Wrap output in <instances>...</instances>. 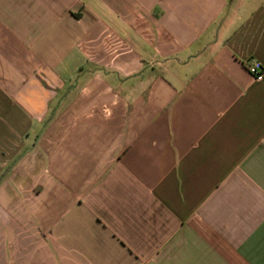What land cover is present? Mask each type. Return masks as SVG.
<instances>
[{
	"label": "crops",
	"instance_id": "obj_1",
	"mask_svg": "<svg viewBox=\"0 0 264 264\" xmlns=\"http://www.w3.org/2000/svg\"><path fill=\"white\" fill-rule=\"evenodd\" d=\"M0 264H264V0H0Z\"/></svg>",
	"mask_w": 264,
	"mask_h": 264
},
{
	"label": "built area",
	"instance_id": "obj_2",
	"mask_svg": "<svg viewBox=\"0 0 264 264\" xmlns=\"http://www.w3.org/2000/svg\"><path fill=\"white\" fill-rule=\"evenodd\" d=\"M248 72L255 81H261L263 79V69L259 63L251 62L248 66Z\"/></svg>",
	"mask_w": 264,
	"mask_h": 264
}]
</instances>
